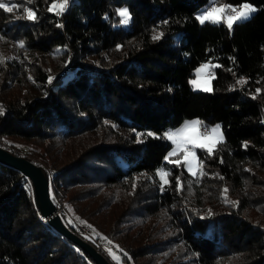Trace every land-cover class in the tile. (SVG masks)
<instances>
[{"label":"trees","instance_id":"16d2710c","mask_svg":"<svg viewBox=\"0 0 264 264\" xmlns=\"http://www.w3.org/2000/svg\"><path fill=\"white\" fill-rule=\"evenodd\" d=\"M53 1L0 9V140L45 167L67 223L113 264H264V0H224L257 5L231 29L199 21L210 0H69L59 15ZM206 61L211 91L190 82ZM194 117L223 129L211 154L196 148L202 176L170 162L165 136ZM0 264H98L1 161Z\"/></svg>","mask_w":264,"mask_h":264},{"label":"snow or ice","instance_id":"6c2138e0","mask_svg":"<svg viewBox=\"0 0 264 264\" xmlns=\"http://www.w3.org/2000/svg\"><path fill=\"white\" fill-rule=\"evenodd\" d=\"M26 3H31L32 0H25ZM69 0H57L50 5L49 11H56L57 14H62V12L66 9ZM18 8L16 0H0V9L4 10L7 13H12L14 9ZM257 9L253 7L251 4L245 2L242 3L239 7L222 4L221 0H210V4L208 8L204 10V12L198 17L201 23L205 21L212 22H226L229 29H231L233 23L240 19H246L248 16L255 12ZM119 15L123 17V23H128L129 21V13L127 9H120ZM25 12L27 13L28 19H35V13L29 9L25 8ZM162 36V33L154 35L153 39H159ZM23 42H20V47H23ZM4 62V58L0 56V63ZM210 68V63L205 64L198 69V72H203ZM193 85L199 87L200 85L196 80L191 82ZM238 83H245V81L241 80ZM204 91H211V89L207 86L203 87ZM259 91V90H257ZM0 114H2V108H0ZM203 126V122L200 120L187 121L185 124L175 131H169L165 133L167 139L173 142L175 145L174 150L169 154L171 156H177L178 159L174 161H170L175 163L176 165H180L182 162L187 167L188 171L193 175L197 176L198 170L199 175H204L202 171L203 164L199 162L198 157L196 156L195 149L202 148L206 149L209 154L212 153L213 149L216 147L217 143L223 141V135L221 131V125L217 124L215 127L211 128L210 131L205 127L204 131H201ZM140 135V134H138ZM147 135H153L152 133H148ZM181 153L183 155H181ZM166 157L165 159H169ZM169 172L161 169L158 171V175L160 176L163 184H168L169 181L167 177L169 176ZM182 188V185H179ZM227 189H224V192L227 193ZM104 239H107L106 237ZM109 244L112 242L109 240ZM109 253L113 256L117 261L120 260V257L116 255V253L112 252V249H108ZM122 251V250H121ZM126 255V254H125Z\"/></svg>","mask_w":264,"mask_h":264},{"label":"water","instance_id":"95a60500","mask_svg":"<svg viewBox=\"0 0 264 264\" xmlns=\"http://www.w3.org/2000/svg\"><path fill=\"white\" fill-rule=\"evenodd\" d=\"M0 161L21 170L33 183L34 198L42 216L59 232L86 250L98 264H113L91 241L76 232L58 210L57 201L50 192V177L42 164L18 154L0 143Z\"/></svg>","mask_w":264,"mask_h":264},{"label":"rangeland","instance_id":"374dc122","mask_svg":"<svg viewBox=\"0 0 264 264\" xmlns=\"http://www.w3.org/2000/svg\"><path fill=\"white\" fill-rule=\"evenodd\" d=\"M54 2H57V0H54L52 3H54ZM245 2H247V3H249V4H251L253 7H255L256 9H257V5L255 4V3H252V2H250V1H244L243 3H245ZM51 3V4H52ZM221 3L222 4H229V3H227V2H225L224 0H221ZM242 4V3H241ZM241 4H239V5H233V4H229V5H233V6H236V7H239ZM208 8V7H207ZM120 9H127L128 10V13H129V21H130V10H129V8H128V5L127 4H123V5H121L120 7H119V10ZM205 10V9H204ZM204 10H202V11H199L198 13H197V16L199 17L203 12H204ZM253 13V12H252ZM251 13V14H252ZM250 14V15H251ZM249 15V16H250ZM248 16V17H249ZM123 17H121L120 16V20H119V22H118V24H122V25H127L128 23H129V21H128V23H123L122 21H123ZM19 42L17 41V42H14L13 43V46H15L16 44H18ZM17 46V45H16ZM210 63V68L209 69H211L213 66H214V62H211V61H206V62H202L201 64H199L194 70H193V74L190 76V82H192L193 80H196L197 82H198V84L200 85L199 87H197L196 85H193L192 83V86L194 87V88H202L203 89V87H205V86H207V87H209L210 89H212L213 88V82H212V77H213V73L212 72H210V70L208 69V70H205V71H203V72H198V69H201V67L203 66V65H205V64H209ZM193 120H198V118H189V119H185L178 127H176V128H173V129H169V130H167V132H169V131H175L176 129H179V128H181L184 124H185V122H187V121H193ZM217 124H219V125H221L220 123H214V124H211L210 126H211V128H213V127H215ZM201 131H202V129H201ZM221 131H222V135H223V129H222V126H221ZM3 140V139H2ZM6 141H8V140H6ZM217 145V144H216ZM174 148H175V145H173V147L171 148V151H170V153L174 150ZM195 152H196V156L198 157V154H197V151H196V149H195ZM181 155H183L182 153H181ZM198 160H199V157H198ZM59 205H60V207H62V205L59 203ZM111 212H104V211H101L98 215H96L97 216V218L98 219H101V220H104V221H108V224H109V221H110V219H111ZM107 224V223H106ZM107 224V225H108ZM92 225V224H91ZM111 241V240H110ZM112 243L111 244H113V245H111L110 246V248L112 249V252H114V253H116V255L118 254V252H117V250H116V248H115V243L113 242V241H111Z\"/></svg>","mask_w":264,"mask_h":264},{"label":"built area","instance_id":"2783aa9c","mask_svg":"<svg viewBox=\"0 0 264 264\" xmlns=\"http://www.w3.org/2000/svg\"><path fill=\"white\" fill-rule=\"evenodd\" d=\"M210 72H213L212 68L209 69ZM203 122V126L201 129L202 131L205 130V127L207 128L208 131L211 130V126L209 124H207L206 122L202 121ZM0 143L4 146L7 147V145L9 144L8 141L6 140H0ZM57 201V199H56ZM57 207H58V210L63 214V209L62 207H60L58 201H57ZM79 229L80 231L85 234L86 236L90 237L101 249H103L105 252L109 253L108 249L110 248L111 245L113 244H109L108 243V239H104V237L102 236H99L98 233L96 232V230L94 229V227L89 224V223H79ZM114 246V245H113ZM110 254V253H109Z\"/></svg>","mask_w":264,"mask_h":264},{"label":"crops","instance_id":"0c3cea01","mask_svg":"<svg viewBox=\"0 0 264 264\" xmlns=\"http://www.w3.org/2000/svg\"><path fill=\"white\" fill-rule=\"evenodd\" d=\"M195 118H198V120H200V121H201V119H200L199 117H194V119H195Z\"/></svg>","mask_w":264,"mask_h":264}]
</instances>
